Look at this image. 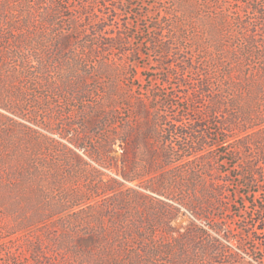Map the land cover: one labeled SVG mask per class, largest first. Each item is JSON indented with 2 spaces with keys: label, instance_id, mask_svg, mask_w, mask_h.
Returning <instances> with one entry per match:
<instances>
[{
  "label": "rangeland",
  "instance_id": "374dc122",
  "mask_svg": "<svg viewBox=\"0 0 264 264\" xmlns=\"http://www.w3.org/2000/svg\"><path fill=\"white\" fill-rule=\"evenodd\" d=\"M98 1L0 0V264H264V71L234 58L251 3Z\"/></svg>",
  "mask_w": 264,
  "mask_h": 264
},
{
  "label": "trees",
  "instance_id": "16d2710c",
  "mask_svg": "<svg viewBox=\"0 0 264 264\" xmlns=\"http://www.w3.org/2000/svg\"><path fill=\"white\" fill-rule=\"evenodd\" d=\"M42 1V0H41ZM110 0H99V3H107ZM249 2L251 3L250 6L247 9H254L255 11V18L254 19H245V20H241L239 21L236 25H237V44L235 47V55L234 58L238 59V58H242L245 61L251 62L254 60H259L261 68L260 70L264 71V36L260 37V35L258 34L259 31L263 30L262 33L264 35V0H249ZM82 10L84 12H89V8L88 7H82ZM63 13L61 11H57L56 13ZM70 22L67 23L68 28H70L69 25ZM240 32V33H239ZM73 38V34H69L67 35V33H65L64 35L58 37L57 36V41L58 44H61L62 46L67 47L68 44L72 41ZM235 38H231V42H234ZM154 40L157 43L158 37H154ZM156 45V44H155ZM171 43H167L166 46L163 48L164 56L168 55L169 52L172 49ZM159 48V47H158ZM16 52H10V57L13 59H16L15 61H23L26 62L28 61V58L22 57L17 54ZM223 50L218 51L217 50V56L220 57L222 55ZM216 57V56H214ZM218 59V58H217ZM209 59L212 62H210L209 60L207 61V65H203L201 63L200 67H203V72L204 74H200L201 78H199L200 83H199V87L200 90L202 92V94L204 95H208L214 98V96L216 95L215 91L212 89L211 85H210V81L213 80L212 76H215L214 72H215V63H219V59ZM31 62V61H29ZM214 66V67H213ZM219 67V66H218ZM217 67V68H218ZM224 68V65H222V69ZM201 69V68H199ZM235 120H237L235 118ZM108 140V138H107ZM228 161H231V159ZM246 175L249 177L247 185L250 184H254V183H259L257 182V178H256V173L255 172H248L246 173ZM217 188V187H216ZM219 191L223 192L222 187H220ZM218 192V191H215ZM256 191H248L246 194L250 195V194H255ZM245 200L243 199V201L240 202V204L242 205V202H244ZM252 203V202H251ZM253 204V203H252ZM255 210V216L253 217L252 221L253 223L249 225V231H247V233H245V237L248 239V241L251 244H254V246H263L264 247V205H260V206H254ZM215 222V229L218 232H224L225 234H228L229 232H231V229L228 228V230L226 229V227L222 226V223H220L219 221H214ZM194 230V229H193ZM195 231V230H194ZM196 232L198 234L204 235V232L201 229H197ZM200 237V235H199ZM219 244L216 241H213V243H210V246ZM202 247H207L206 243L201 244ZM260 260H264V259H260Z\"/></svg>",
  "mask_w": 264,
  "mask_h": 264
}]
</instances>
